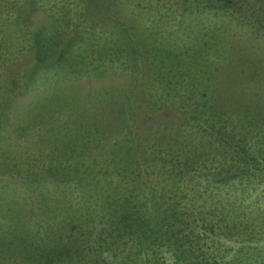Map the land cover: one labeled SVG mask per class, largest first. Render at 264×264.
I'll return each mask as SVG.
<instances>
[{"label":"rangeland","instance_id":"1","mask_svg":"<svg viewBox=\"0 0 264 264\" xmlns=\"http://www.w3.org/2000/svg\"><path fill=\"white\" fill-rule=\"evenodd\" d=\"M0 264H264V0H0Z\"/></svg>","mask_w":264,"mask_h":264},{"label":"trees","instance_id":"2","mask_svg":"<svg viewBox=\"0 0 264 264\" xmlns=\"http://www.w3.org/2000/svg\"><path fill=\"white\" fill-rule=\"evenodd\" d=\"M219 1H223V0H219ZM258 18H259V19H261V16H260V15H258Z\"/></svg>","mask_w":264,"mask_h":264}]
</instances>
